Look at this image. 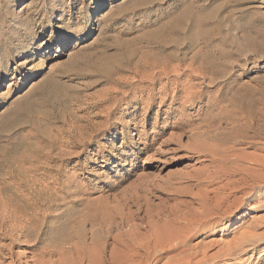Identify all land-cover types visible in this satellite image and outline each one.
I'll list each match as a JSON object with an SVG mask.
<instances>
[{
	"label": "rangeland",
	"instance_id": "1",
	"mask_svg": "<svg viewBox=\"0 0 264 264\" xmlns=\"http://www.w3.org/2000/svg\"><path fill=\"white\" fill-rule=\"evenodd\" d=\"M177 19L184 29L171 34ZM202 26L204 38L188 42ZM166 53L175 56L165 65ZM200 65L207 75L191 79ZM231 87L240 103L227 100ZM202 89L200 99L185 96ZM215 100L256 116L261 149L245 151L264 156V0H0V200L28 197L41 237L63 227L99 237L97 247L117 237L120 248L157 215L197 210L195 196L212 187L193 184L204 172L188 129L215 112ZM227 223L216 228L227 225L226 240L239 222ZM263 254L216 264H264Z\"/></svg>",
	"mask_w": 264,
	"mask_h": 264
},
{
	"label": "bare ground",
	"instance_id": "2",
	"mask_svg": "<svg viewBox=\"0 0 264 264\" xmlns=\"http://www.w3.org/2000/svg\"><path fill=\"white\" fill-rule=\"evenodd\" d=\"M178 20L174 22V30L170 32L171 34L181 33L184 29V24ZM201 22V18H198L194 24ZM207 31L203 26L198 31L189 30L188 42L192 43L198 38H204ZM175 38L169 35L167 38L159 37L155 41L159 47L166 48ZM174 56L173 53H166L163 57L167 61L162 60V62L166 65V62ZM152 58H155V62L158 60L157 67L161 66L159 55ZM103 67L110 69L107 63H103ZM164 69L162 68V72H167ZM188 69L189 67H186L183 73ZM194 70L198 74L191 75V79H202L207 75L205 65L203 67L200 65ZM167 79L175 80L170 79L169 76ZM205 92L203 89L198 92L187 91L185 96L188 100L194 97L200 99ZM227 100L230 103H240L243 100L240 89L231 87L228 90ZM220 102L221 100H215L208 105L212 106L215 112L203 117L201 123L193 125L190 123L192 126L188 129L189 136L196 139L195 144L190 148L198 158H201L203 162L201 169L204 172L203 177L191 183L205 188L212 187L202 189L201 194L195 196L199 205L197 210L189 213L182 211L181 214L173 212L159 214L155 225L151 223L150 226L147 225L146 232L139 236L141 237L139 241L131 242V239L130 244L119 243L120 248H116L117 237L114 239L115 237L111 238L110 235L105 236L107 239L97 247L95 241L99 237L93 235L88 241L84 234L80 233L81 230L72 234L62 227L51 231L47 237H41L42 229L39 223L42 222L40 219L39 223L37 222L38 214L36 216L33 209L31 210L34 205L31 200L28 197L12 199L7 195V199L0 200V264H157L163 257L166 258L163 264H216L246 250H262L264 235L256 231L264 228V214L257 215L255 210L264 206V199L258 196L263 194L260 188L264 186V156L255 151H245L246 148L261 149L258 146L261 140L257 139L261 136V131L256 127V116L241 117L238 111L223 109ZM227 120H230L229 125H226ZM262 136L264 138V130ZM262 144L264 148V142ZM249 210H254L255 214L253 212L248 214L249 221L246 222L244 211ZM230 220L239 224L233 229L234 233L230 239L226 240L223 236L229 231L226 226ZM223 223L227 225L216 229ZM217 234L220 238H217ZM201 235L203 236L201 240L194 244L190 243L194 237ZM207 236L208 239L205 238ZM21 245L25 246L22 251L13 249ZM216 245L219 246L217 250L208 253V250ZM108 247L111 248L110 251L106 249ZM115 250L118 252L114 254ZM259 261H264V254L258 256L257 262Z\"/></svg>",
	"mask_w": 264,
	"mask_h": 264
}]
</instances>
